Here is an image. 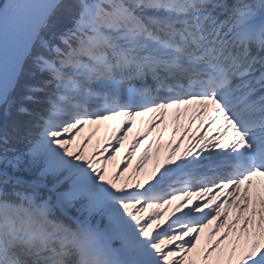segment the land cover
<instances>
[{
	"label": "snow or ice",
	"instance_id": "snow-or-ice-1",
	"mask_svg": "<svg viewBox=\"0 0 264 264\" xmlns=\"http://www.w3.org/2000/svg\"><path fill=\"white\" fill-rule=\"evenodd\" d=\"M0 264H264V0H0Z\"/></svg>",
	"mask_w": 264,
	"mask_h": 264
},
{
	"label": "bare ground",
	"instance_id": "bare-ground-1",
	"mask_svg": "<svg viewBox=\"0 0 264 264\" xmlns=\"http://www.w3.org/2000/svg\"><path fill=\"white\" fill-rule=\"evenodd\" d=\"M141 120L143 121V125L146 126L149 123V121H150V117L146 116V117L138 118L137 119V126H136V128L133 129V132L132 133H129L128 139L125 141V149L121 150V153L117 157V160L116 161L109 162V170L110 171L113 170V166L115 164H117V163H121L122 164L124 162V158H125L126 152H127V150L130 149V146H131V143H132L133 139L136 138V132H137V130L139 128H141V126H142L141 125ZM171 127H172V122H171V118H170L169 119V129H171ZM194 130L195 129H193V131ZM108 131H109V129L103 128L101 130V133H100L99 137L93 139L92 144L89 146V149H88L90 154H91L94 146L96 145L98 139L104 140L105 142H107L106 139H105V137H106V134L108 133ZM183 131H184V129L181 128V133L178 134L177 139H179V135H182L183 134ZM86 133H87V130H86ZM166 139H167V137H166ZM187 142L188 141L186 140L185 141V144H187ZM183 148H184V145H181V152L183 151ZM153 151H155V147H154ZM165 154H166V152L162 150L161 151V162L163 161V158H164V155ZM140 155H141V151L138 150L136 157H134V160L132 161V163H133V169L135 168V165H136L135 161H136V159H139ZM179 156H180V153H177V157H179ZM155 163H156L155 160H150L149 161V164H148V168L151 169L152 167H154ZM133 169H130L129 172H132ZM114 243H115V241H113V246H116Z\"/></svg>",
	"mask_w": 264,
	"mask_h": 264
},
{
	"label": "rangeland",
	"instance_id": "rangeland-1",
	"mask_svg": "<svg viewBox=\"0 0 264 264\" xmlns=\"http://www.w3.org/2000/svg\"><path fill=\"white\" fill-rule=\"evenodd\" d=\"M140 158V157H139ZM133 160H134V158H133ZM138 160L139 159H136V161H135V163H137L138 162ZM116 246H119V241H115V243H114Z\"/></svg>",
	"mask_w": 264,
	"mask_h": 264
}]
</instances>
